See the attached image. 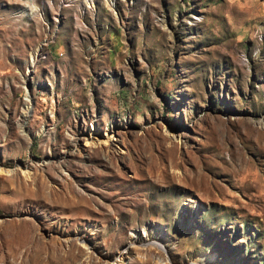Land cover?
Masks as SVG:
<instances>
[{
	"label": "rangeland",
	"instance_id": "1",
	"mask_svg": "<svg viewBox=\"0 0 264 264\" xmlns=\"http://www.w3.org/2000/svg\"><path fill=\"white\" fill-rule=\"evenodd\" d=\"M0 264H264V0H0Z\"/></svg>",
	"mask_w": 264,
	"mask_h": 264
},
{
	"label": "bare ground",
	"instance_id": "2",
	"mask_svg": "<svg viewBox=\"0 0 264 264\" xmlns=\"http://www.w3.org/2000/svg\"><path fill=\"white\" fill-rule=\"evenodd\" d=\"M131 242H132V241H131ZM160 246H161V247H163V245H162V244H161ZM203 261H204V260H203Z\"/></svg>",
	"mask_w": 264,
	"mask_h": 264
}]
</instances>
